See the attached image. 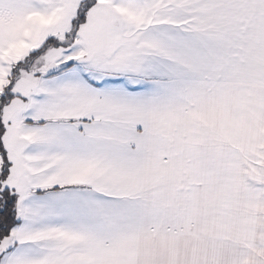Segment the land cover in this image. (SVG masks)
Segmentation results:
<instances>
[{"label": "snow or ice", "instance_id": "6c2138e0", "mask_svg": "<svg viewBox=\"0 0 264 264\" xmlns=\"http://www.w3.org/2000/svg\"><path fill=\"white\" fill-rule=\"evenodd\" d=\"M0 264H264V0H0Z\"/></svg>", "mask_w": 264, "mask_h": 264}]
</instances>
